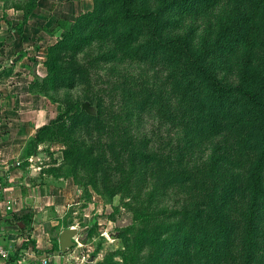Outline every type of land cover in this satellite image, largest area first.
<instances>
[{"label": "rangeland", "instance_id": "374dc122", "mask_svg": "<svg viewBox=\"0 0 264 264\" xmlns=\"http://www.w3.org/2000/svg\"><path fill=\"white\" fill-rule=\"evenodd\" d=\"M146 1L136 0L135 8L126 7L137 12ZM156 1L157 8L164 0ZM173 1L178 28L195 29L194 49L201 40L213 46L216 38L212 35L222 39L213 49L223 53L221 59L227 54L235 73L233 85L240 82L242 73L243 79L257 82L256 88L264 85V0ZM92 9L93 0H37L34 7L29 0H0V110L5 112L0 113L4 154L0 158V234L22 238L23 248L33 242L30 248L37 251L27 232L34 224L40 226L57 258L48 256L45 262L36 257L34 264H158L160 254L167 259L164 264H173L175 247L159 243L163 222L156 213L166 205L181 208L188 204L191 210L206 200L208 218L217 217L210 203L218 204L233 170L221 153L226 140L215 126L208 135L210 143L190 148L187 130L177 136V121L167 120L171 118L168 110L179 118L183 107L172 83L164 84L165 73L160 66L153 75L154 66L131 63L126 48L118 47L110 36L82 53H69L84 73L73 87L57 88L38 80L36 75L46 74L48 46L61 38L69 21ZM156 22L157 18L150 21L151 29ZM21 23V33L11 30L10 26ZM262 93L264 97V89ZM84 100L96 103L97 116L79 110L56 117L65 104ZM232 105L243 102L237 99ZM187 108L185 102L184 111ZM37 109L45 110L46 122L53 120L47 128L23 129V139L4 136L14 128L12 124H27V113ZM6 116L12 119L5 123ZM234 132L237 136L231 131L223 135L239 143L240 154H252L250 133ZM66 149L73 152L68 160L62 157ZM146 153H153L154 158H145ZM35 156L37 160H32ZM255 158L242 159L244 169ZM175 178L181 182L177 184ZM208 196L212 197L209 202ZM50 202L54 205H45ZM259 211L264 219V205ZM144 214L156 218L146 220ZM166 222V237L171 238L178 227ZM216 224L206 223L205 229ZM187 225L191 236H201L196 223ZM71 226L78 230L76 245L60 251L53 242L58 243L60 232ZM117 231L121 235L113 238L111 234ZM259 255L248 259L242 254L238 264H264V253Z\"/></svg>", "mask_w": 264, "mask_h": 264}, {"label": "trees", "instance_id": "16d2710c", "mask_svg": "<svg viewBox=\"0 0 264 264\" xmlns=\"http://www.w3.org/2000/svg\"><path fill=\"white\" fill-rule=\"evenodd\" d=\"M135 1L93 0V9L79 15L74 21H69L61 38L48 46L49 62L46 65V74L43 77L36 75V78L57 88L73 87L77 78L82 79L84 73L76 60L74 61L75 57L69 53H82L85 47L108 36L112 37L118 47L126 48L132 56L131 63L154 66L155 69H151L153 75H157L156 67L160 66V72L165 73L164 84L172 83L176 94H179L177 102L182 103L183 107L179 118L173 111L168 110V116L171 118L167 120L177 121L174 125L177 136L182 129H186V135L189 136L187 143L190 148H195L205 141L210 143L211 137L208 135L212 133L213 127L219 126L220 135L226 140L221 153L229 164H232L233 170L228 176L230 181L218 197V204L210 203L217 214L214 219H209L210 215L204 211L206 200L191 210L188 204L181 208L166 205L167 208L160 209L156 213L162 217L163 222L159 224V243L164 244V247L168 244L175 247L173 264H238L242 254L248 259L257 254L262 255L264 219L261 218L262 211L259 209L264 205V85L256 88L257 82L243 79V73L240 74V82L233 85L235 81L231 77L235 73L230 68L227 54L221 59L223 53L213 49L222 40L218 35H212L216 38L213 46H206L201 40L198 44L200 47L194 49L195 29L185 31L178 28V21L172 14V10L176 9L175 1L164 0L156 8L159 2L148 0L141 4L137 12L126 7L130 4L135 8ZM36 2L37 0H29V5L34 7ZM154 18H157V22L151 29L149 23ZM23 27L24 23L10 26L11 30L18 33L23 31ZM2 46L0 41V48ZM29 88L31 91V84ZM237 99L241 100L243 105H232ZM185 102L188 103L186 111ZM80 103L65 104L63 111L56 117L81 110ZM130 103L132 104L131 101ZM141 107L144 108L145 105ZM49 122L37 129L47 128ZM236 130L250 133L247 136L252 137V154H240L239 143L236 141L234 145L233 141L229 142L230 136L223 135L231 131L233 137L237 136L234 132ZM72 155V150L62 151L65 160ZM145 155V158H154L153 153ZM251 155L256 158L244 169L242 159H249ZM184 177L189 178V175ZM174 182L178 184L181 180L175 178ZM211 199L212 197L208 196L207 201ZM190 205L194 206L195 203ZM243 206H247L244 211ZM234 214L236 218H232ZM144 216L146 220L156 218L148 214ZM165 220L173 221L174 226L178 227L177 234L171 238L166 237L169 234V223ZM188 222L191 226L194 223L198 225L197 231L201 234L199 238L195 239L193 234L191 236L187 232ZM215 222L217 224L213 228L205 229L206 223ZM183 229L186 231L182 232ZM111 235L116 238L121 232L117 231ZM53 246L57 247L59 244L54 241ZM181 251L185 254L184 257L181 256ZM166 260L164 254L156 258L158 264H164Z\"/></svg>", "mask_w": 264, "mask_h": 264}, {"label": "crops", "instance_id": "0c3cea01", "mask_svg": "<svg viewBox=\"0 0 264 264\" xmlns=\"http://www.w3.org/2000/svg\"><path fill=\"white\" fill-rule=\"evenodd\" d=\"M39 1V0H38ZM45 110H32L30 112L27 113V119H29L28 122H26L27 124H12V129L8 134H5L4 136H7L9 138H15V137H20V139H23L22 137H24L25 133L22 132L23 129L27 130V131H32L33 129H36L38 127H40L42 124L46 123V121L48 120L46 115ZM0 113L2 115L5 114L4 109L0 110ZM5 123L6 121H8L9 119H12L11 116H6L3 117ZM37 121H41V123H36ZM27 126V127H25ZM21 132V133H20ZM8 151V150H7ZM5 153V152H4ZM3 152L0 150V158L1 156H3ZM3 171V170H2ZM26 200L29 199L27 196L24 197ZM49 200H51L49 198ZM53 203V204H52ZM50 202V204H45V205H54V202ZM19 209V208H18ZM42 208H39V210ZM39 210H37L39 212ZM35 225V224H34ZM29 229V239H31V241H34L35 244V248H37L38 250L35 251V249L30 248V246L33 245V242L28 243V247L27 248H23L22 244H19V241H21L20 237H14L17 241V247H21L19 248V252H18V258H16L15 256V260L17 264H34V258L36 257H43L44 261L47 259V257H52V258H57L56 256V250L53 249L52 251H50L51 246L49 245L50 243H48V241L46 240L45 236H44V231L40 228V226H34ZM1 229V227H0ZM0 237L2 238H6V237H10L9 235L5 236V235H1ZM35 252H39L38 254H36ZM62 258V257H61ZM62 261V260H61ZM47 262V261H45ZM63 263V261H62Z\"/></svg>", "mask_w": 264, "mask_h": 264}, {"label": "water", "instance_id": "95a60500", "mask_svg": "<svg viewBox=\"0 0 264 264\" xmlns=\"http://www.w3.org/2000/svg\"><path fill=\"white\" fill-rule=\"evenodd\" d=\"M80 109L83 110L86 114L90 116L98 115V107L96 103H91L89 100H84L80 103ZM39 156L42 154L39 153ZM32 160H37V157H33ZM3 171L0 169V175H2ZM30 174L34 176L36 174L34 169L30 170ZM78 230L76 227L71 226L64 228L59 236H58V244L60 251L65 252L68 248L76 245L75 236L77 235Z\"/></svg>", "mask_w": 264, "mask_h": 264}, {"label": "built area", "instance_id": "2783aa9c", "mask_svg": "<svg viewBox=\"0 0 264 264\" xmlns=\"http://www.w3.org/2000/svg\"><path fill=\"white\" fill-rule=\"evenodd\" d=\"M16 241L14 237H0V264H17L15 260V254L18 251Z\"/></svg>", "mask_w": 264, "mask_h": 264}]
</instances>
